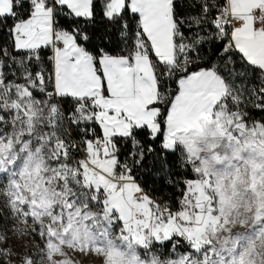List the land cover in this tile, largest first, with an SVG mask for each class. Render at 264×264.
<instances>
[{
	"label": "snow or ice",
	"instance_id": "obj_1",
	"mask_svg": "<svg viewBox=\"0 0 264 264\" xmlns=\"http://www.w3.org/2000/svg\"><path fill=\"white\" fill-rule=\"evenodd\" d=\"M69 249L264 264V0H0V264Z\"/></svg>",
	"mask_w": 264,
	"mask_h": 264
},
{
	"label": "rangeland",
	"instance_id": "obj_2",
	"mask_svg": "<svg viewBox=\"0 0 264 264\" xmlns=\"http://www.w3.org/2000/svg\"><path fill=\"white\" fill-rule=\"evenodd\" d=\"M32 243H38V241H29L27 238L21 236L14 241V246L21 253L26 255ZM69 256L76 262V264H99V259L93 256H84L83 254L73 253L72 250H68Z\"/></svg>",
	"mask_w": 264,
	"mask_h": 264
}]
</instances>
